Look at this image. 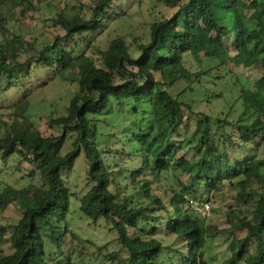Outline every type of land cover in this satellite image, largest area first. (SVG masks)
Segmentation results:
<instances>
[{"label":"trees","instance_id":"obj_1","mask_svg":"<svg viewBox=\"0 0 264 264\" xmlns=\"http://www.w3.org/2000/svg\"><path fill=\"white\" fill-rule=\"evenodd\" d=\"M160 1L177 7L150 24L149 41L137 44L136 56L121 34L104 49L94 46L100 63L82 47L92 44L89 33L103 28V13L112 0H91L88 15L83 14L82 1L65 4L55 16L42 10L43 18L61 30L49 39L28 40L8 29L0 39L3 89L14 84L26 88L33 65L49 69L47 80L67 69L74 71L70 77L74 90L65 112L48 121L58 133L44 135L15 105L1 106L0 214L9 204H17L21 213L13 223L0 221V244L8 241L11 247L0 251V264H56L60 253L75 262V257L81 259V250L73 241L107 250V244L98 246L69 225L73 200L79 201L77 209L89 222L103 223L115 233L118 247L97 258L103 264L107 257L119 264H159L168 249L154 236L160 231L182 241L185 251L179 249L178 264H209L208 237L224 232L231 236V255L223 264H264V155L259 153L264 141V0ZM2 3L19 6L23 13L34 5L33 0ZM185 54L198 62L197 70L185 63ZM208 58L217 62L204 67ZM253 64L261 73L251 84L236 77L240 92L229 106L234 118L230 112L213 117L195 111L180 97L193 81L231 79L230 65ZM181 80L182 86H175L179 90L172 93ZM128 101L150 105L152 118L142 124L132 121L130 137L120 136L119 128L104 136L100 115L107 112L116 120ZM131 143L137 144V152H130ZM80 153L87 163V186L81 193L64 177ZM122 154L137 156L138 164L121 189L115 185L125 169L114 171L108 158ZM9 157L17 158L12 166ZM25 167L28 177L38 174L39 183L16 185L1 173L11 169L15 176ZM170 169L186 174L190 182L180 179V188L168 195L159 190L158 182ZM225 182L237 192L238 208L231 207L228 215L238 210L240 235L212 229L190 206L182 207L189 194L209 200L207 193ZM129 186L134 188L131 193ZM251 194L257 195L253 202Z\"/></svg>","mask_w":264,"mask_h":264},{"label":"rangeland","instance_id":"obj_2","mask_svg":"<svg viewBox=\"0 0 264 264\" xmlns=\"http://www.w3.org/2000/svg\"><path fill=\"white\" fill-rule=\"evenodd\" d=\"M80 1L85 3L83 6V14L88 15L89 9L87 5L91 3V0H42L41 4H38L40 1L33 0L34 5L26 9L24 13L19 11V6L4 4L2 3L3 0H0V23L4 25V27L0 25V39L4 38L7 29L28 40L36 39L37 42H39L43 39H49L52 33L61 30L53 26L50 19L43 18L44 14H42L41 11L44 10L47 14L55 16L56 11L60 7L65 4H78ZM176 7V4L165 3L160 0H112L103 13V28L97 33H89V37L92 38V44L87 46L86 43H83L82 47H86V53L91 55L96 63H100V55L94 49V46L104 49L112 37L121 34L130 45V53L136 56L140 52L137 48V44L149 41L150 24L156 19L171 15ZM119 10H123L124 13L116 15L115 11ZM184 61L186 64L190 65L192 70H197L199 68L198 62L193 59L190 54H185ZM216 62L217 60L215 58H208L204 60L203 66L208 67L214 65ZM230 67L233 72L231 79H226V77L216 83L193 81L191 87L186 88L182 93L180 96L181 99L189 102L195 111H201L213 117H223L226 112H230V117L234 118L229 106L240 92L241 83L237 81L236 77L240 78L245 84H251L261 72L260 66L257 64H253L249 67H243L241 65L233 67L230 65ZM31 72V81L26 84V88L14 84L7 89H3L2 85L4 83L0 85V108L1 106L13 104L17 107L19 112L27 117V121L31 122L32 125L37 127L44 135L58 133L59 128H51L48 121L50 118L65 112L70 95L74 90V82L70 78L74 71L67 69L60 72V74L52 80H47L50 74L48 68H40L39 66L33 65ZM182 83L183 81L181 80L176 82L173 86L174 88L175 86L181 87ZM174 88L171 89L172 93L179 90V88ZM214 92L218 93L217 96L213 94ZM0 111H3V109L1 108ZM152 112L150 105L146 103H134L132 101H128V104L123 107L116 120H111L110 114L104 112L100 115V125L105 133L104 136L111 134L113 131L116 132V129L119 128L122 130L120 136L125 135V138L130 137L129 131L135 126L132 124V121L141 120L139 123H146L152 118ZM226 129L229 131L230 127ZM0 131L2 132V129ZM131 144L130 152H137V144ZM65 147H67V144H65ZM228 151L235 152L232 147H229ZM259 153L264 155V141L259 149ZM108 160H110L109 162L114 171L117 172L120 167L125 169L124 174L118 176V184L115 185V187H120L122 189L125 183H129L130 169L138 164V157L125 154L119 157H111L109 155ZM16 161L17 158L9 157V165H14ZM86 166L87 163L84 154L80 153L71 171H67L66 174H64L67 183L73 190L79 193L84 191L87 186L85 174ZM0 167L3 166L0 165ZM10 171L11 169H6V171H1V173L5 175V179H8V181L16 185H25L30 181L34 184L40 182L38 174L28 177L27 174L29 169L27 167L23 168V170L18 172L15 176H13ZM23 174H26V176L23 178L20 177V175ZM180 179L183 180L185 184L190 182L186 174H181L172 169L163 171L158 182L161 188L159 190H163L164 193L168 195L173 194L180 188ZM257 186V184L254 185V187ZM133 190L134 188L129 186L127 192L131 193ZM236 193V189L228 182L222 184L219 190L207 193L211 204V213L204 217V220L207 225H211L210 227H212V229H229L236 235L241 234L242 231L236 226L239 216L238 210H236V213L233 215H228L232 209L238 208V204L235 203ZM188 196L194 197L193 194H189ZM256 196V194H251L249 202H253ZM73 201V210L68 216L69 225L81 235L92 239L98 246L107 244V250L103 249L101 252L94 244L86 242V244L81 245L79 242L73 241L76 249L81 250V259L75 257L76 261L74 262V257H72L71 262H68L67 253H60L55 263L103 264L97 258H103L106 252H110V250L118 247V243L114 240L115 233L109 230L103 223L95 225L89 222L90 220L82 216V213L77 209L79 201ZM182 207L186 209L189 205L184 203ZM20 211L21 208L17 204H9L0 214V221L6 224L13 223L19 217ZM154 236L164 245L168 246V249L163 252L159 264H178L180 255L179 249L181 248L185 251V247L182 248V241L178 239L175 234L165 233L163 231L155 233ZM230 238L229 232L218 233L208 237L205 255L208 259L210 258L209 264H223L224 260L231 255L228 245ZM68 249H71V247L69 246ZM1 250L4 252L11 250L8 241H4L0 244V251ZM251 250H253V248H251ZM105 261L108 264H119L108 257ZM238 264L241 263L239 262Z\"/></svg>","mask_w":264,"mask_h":264},{"label":"built area","instance_id":"obj_3","mask_svg":"<svg viewBox=\"0 0 264 264\" xmlns=\"http://www.w3.org/2000/svg\"><path fill=\"white\" fill-rule=\"evenodd\" d=\"M187 203L202 217H206L211 213V204L209 200H197L194 197H188Z\"/></svg>","mask_w":264,"mask_h":264}]
</instances>
